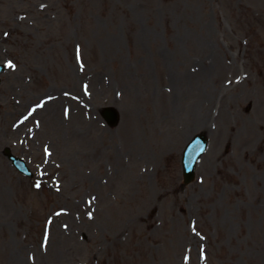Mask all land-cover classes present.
Instances as JSON below:
<instances>
[{
    "label": "rangeland",
    "instance_id": "rangeland-1",
    "mask_svg": "<svg viewBox=\"0 0 264 264\" xmlns=\"http://www.w3.org/2000/svg\"><path fill=\"white\" fill-rule=\"evenodd\" d=\"M0 62V264H264V0H0Z\"/></svg>",
    "mask_w": 264,
    "mask_h": 264
},
{
    "label": "bare ground",
    "instance_id": "bare-ground-1",
    "mask_svg": "<svg viewBox=\"0 0 264 264\" xmlns=\"http://www.w3.org/2000/svg\"><path fill=\"white\" fill-rule=\"evenodd\" d=\"M172 97H173V95L171 96V98ZM59 102L58 103H53V105L51 107L52 111L57 110V107L59 105ZM202 104L196 102L194 104V106H193L194 108L192 109L193 120H195L196 125H198V126H199V124L201 122H203L204 120H206L205 118H207V114L209 115L208 110H204L203 107H202ZM186 137L184 139H186Z\"/></svg>",
    "mask_w": 264,
    "mask_h": 264
},
{
    "label": "water",
    "instance_id": "water-1",
    "mask_svg": "<svg viewBox=\"0 0 264 264\" xmlns=\"http://www.w3.org/2000/svg\"><path fill=\"white\" fill-rule=\"evenodd\" d=\"M106 116H107V117H111V118H113V117H115V113L107 112V113H106ZM115 118H116V117H115ZM7 153L9 154V156H11L10 153H9V151H7ZM11 157H12V156H11ZM191 178H192L191 175H189V176L187 175V181H189Z\"/></svg>",
    "mask_w": 264,
    "mask_h": 264
},
{
    "label": "snow or ice",
    "instance_id": "snow-or-ice-1",
    "mask_svg": "<svg viewBox=\"0 0 264 264\" xmlns=\"http://www.w3.org/2000/svg\"><path fill=\"white\" fill-rule=\"evenodd\" d=\"M9 66H10V67H12V65H11V64H9ZM37 187H39V185H38V184H37Z\"/></svg>",
    "mask_w": 264,
    "mask_h": 264
}]
</instances>
